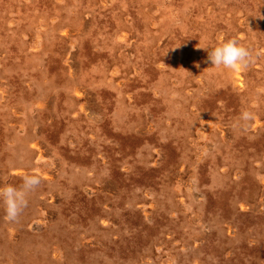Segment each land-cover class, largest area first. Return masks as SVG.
<instances>
[{
	"label": "rangeland",
	"instance_id": "374dc122",
	"mask_svg": "<svg viewBox=\"0 0 264 264\" xmlns=\"http://www.w3.org/2000/svg\"><path fill=\"white\" fill-rule=\"evenodd\" d=\"M229 40L252 53L247 67L210 64L207 50ZM56 99L73 119L62 136L89 138L129 161L131 197L149 211L167 206L172 222L143 230V245L130 240L111 251L105 239L117 231L105 229V212L70 224L58 198L49 192L46 200L37 185L14 221L0 213V264H235L244 241L264 236V0H0L4 162L31 165L45 180L59 170L110 178L104 151L98 163L62 160L63 138L50 140L41 128ZM242 111L253 118L239 120ZM208 160L215 165L207 193L201 165ZM19 168L12 173L21 177ZM6 181L0 176V192L23 185ZM53 191L61 193L58 184ZM34 223L50 235L20 238ZM80 241L95 243L87 257L77 254ZM250 251L246 264H264V252Z\"/></svg>",
	"mask_w": 264,
	"mask_h": 264
},
{
	"label": "water",
	"instance_id": "95a60500",
	"mask_svg": "<svg viewBox=\"0 0 264 264\" xmlns=\"http://www.w3.org/2000/svg\"><path fill=\"white\" fill-rule=\"evenodd\" d=\"M65 48V44L68 42V39L63 36H58ZM100 45V44H98ZM67 50V48H65ZM65 57V55H63ZM74 53L70 52L69 60L73 61ZM73 65V62H71ZM228 90L234 91L237 95H241L240 87H235L232 84L228 86ZM59 99H56V109L53 112L48 113V118H50V123L48 125H43L41 128L44 131L50 134V140H55L59 136L63 139L60 141V145L57 148V151L61 153L63 156L62 160L66 159H76L82 160L85 163H90L91 160L94 159L96 163L100 161L98 159V152H105L109 158V169L111 171V176L108 179H101L98 177L96 172L90 176L79 175V177L66 178L61 176V172H52L53 179L45 180L39 174L34 171L33 166H22L19 168L17 164L9 165L4 162L5 153H0V176L6 182H10L13 184H18L19 182H24L25 176L37 175L41 178L39 185L42 186L44 190H47L45 196L46 200L48 198V193L52 192L58 198V211L65 214L68 219L71 221L70 224H75L79 222H83L86 218H88L89 214L98 215L102 212H105L110 218L111 224L105 228L109 230L117 231L116 238H106L105 245L109 250H113L115 248H120L127 246L130 240H138L140 245H143L146 240L141 238L139 241L140 233L143 230H149L150 232H156L159 230V227L164 226L172 222L170 217L169 208L162 207L160 209L149 211L145 204H141L136 199L132 198L131 194H133V190L136 187V183L134 180V169L135 167L130 164L129 161L123 160L122 158L115 157L113 152H109L110 150L106 147L101 149L97 147L95 142L90 140L89 138H85L82 136H78L75 133H65L62 136V133L66 129L69 122L73 119L71 117V112L67 110H63L59 104ZM61 100V99H60ZM40 117H44V112L40 111ZM107 117V116H106ZM44 119V118H43ZM46 120V119H45ZM108 117L105 122L107 125L110 123ZM1 126V123H0ZM45 139V138H44ZM43 141V140H42ZM44 142V141H43ZM46 145H51L52 141H48L45 139L44 142ZM43 143V144H44ZM44 144V145H45ZM1 152V148H0ZM36 154V151H33ZM63 163V161H62ZM61 164V163H60ZM215 163L213 161H206L201 165L202 172V181L201 185L205 188V192H209L208 182L210 181V170L214 167ZM60 166H63L61 164ZM98 166V165H97ZM23 169V176L19 177L12 173L15 169ZM152 172L157 173V170L161 171V169L150 168ZM158 171V172H159ZM93 173V171H92ZM100 179V180H99ZM101 183V184H100ZM104 183V184H102ZM55 184L61 188V193L57 194L56 191H53V187ZM109 185L112 189L109 191L105 189L106 186ZM50 189H49V187ZM6 188V186L4 187ZM3 188V190H4ZM49 189V190H48ZM1 190V192L3 191ZM1 207L0 213L5 210V204L3 199L0 198ZM87 205L89 208V213L87 215L81 211L82 206ZM257 210V209H256ZM255 211L254 209L252 210ZM145 212L150 213L149 219L145 216ZM252 213V212H251ZM256 213V212H255ZM148 220L152 222L149 224ZM114 224H117V228L113 227ZM21 236L20 238H24L26 234H35L41 233L43 236H48L50 233L48 232V228L42 227L39 223H34L32 228H23L20 230ZM1 240V238H0ZM71 242H74L71 238ZM250 241H254L256 247L250 248ZM244 241L243 244L238 248V250L234 251L235 264H246L250 259V250H255L257 252H264V236L260 234H256L252 237V240ZM94 242L86 241L79 243L77 254L80 257H87L90 253V250L94 246ZM71 248V246H69ZM130 252V251H129ZM220 260L226 261L223 256H221Z\"/></svg>",
	"mask_w": 264,
	"mask_h": 264
},
{
	"label": "clouds",
	"instance_id": "9594fccd",
	"mask_svg": "<svg viewBox=\"0 0 264 264\" xmlns=\"http://www.w3.org/2000/svg\"><path fill=\"white\" fill-rule=\"evenodd\" d=\"M203 48V47H199ZM206 49V48H204ZM207 50V49H206ZM210 64L216 67L223 66L225 69L238 71L247 67L252 60V53L245 47L238 44L236 40H229L222 45L208 51ZM253 114L249 111H242L239 120L249 121ZM41 178L37 175L25 176L21 188L7 186L0 192V198L5 204L6 219L14 221L21 209L26 205L27 192L39 185Z\"/></svg>",
	"mask_w": 264,
	"mask_h": 264
},
{
	"label": "bare ground",
	"instance_id": "6f19581e",
	"mask_svg": "<svg viewBox=\"0 0 264 264\" xmlns=\"http://www.w3.org/2000/svg\"><path fill=\"white\" fill-rule=\"evenodd\" d=\"M256 49V48H255ZM263 119V118H262ZM28 150V149H27ZM26 151V150H25ZM24 156H25V154H24ZM24 164H25V162H24ZM61 172V171H60ZM99 224V223H98ZM95 227V226H94ZM97 230V229H96ZM98 230H99V228H98ZM102 230V229H101ZM108 232V231H107ZM222 233V232H221ZM103 237H104V235H103Z\"/></svg>",
	"mask_w": 264,
	"mask_h": 264
}]
</instances>
